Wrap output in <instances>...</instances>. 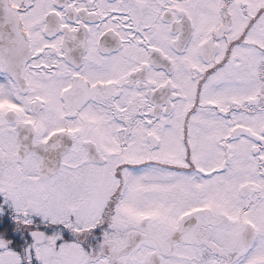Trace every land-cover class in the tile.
Listing matches in <instances>:
<instances>
[{
	"label": "snow or ice",
	"instance_id": "obj_1",
	"mask_svg": "<svg viewBox=\"0 0 264 264\" xmlns=\"http://www.w3.org/2000/svg\"><path fill=\"white\" fill-rule=\"evenodd\" d=\"M0 264H264V0H0Z\"/></svg>",
	"mask_w": 264,
	"mask_h": 264
}]
</instances>
